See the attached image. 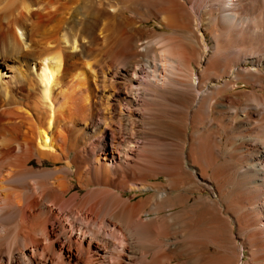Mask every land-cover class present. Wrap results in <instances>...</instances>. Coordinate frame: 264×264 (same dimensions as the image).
I'll list each match as a JSON object with an SVG mask.
<instances>
[{
	"label": "bare ground",
	"instance_id": "bare-ground-1",
	"mask_svg": "<svg viewBox=\"0 0 264 264\" xmlns=\"http://www.w3.org/2000/svg\"><path fill=\"white\" fill-rule=\"evenodd\" d=\"M215 1L219 33L192 0H0V264L264 263V0ZM251 2L259 9L247 13ZM146 8L167 30L127 13L147 20ZM190 14L208 56L179 37ZM160 107L178 115L162 113L168 130L158 122L156 136L146 125ZM188 125L211 145L201 183L241 201L235 252L201 226L175 238L166 216L152 223L157 208L188 199L176 192L191 176ZM223 142L232 150L219 152ZM220 154L230 173L215 168ZM160 173L165 182L150 179ZM123 188L152 191L131 201Z\"/></svg>",
	"mask_w": 264,
	"mask_h": 264
},
{
	"label": "rangeland",
	"instance_id": "rangeland-1",
	"mask_svg": "<svg viewBox=\"0 0 264 264\" xmlns=\"http://www.w3.org/2000/svg\"><path fill=\"white\" fill-rule=\"evenodd\" d=\"M193 2H194V4H196L197 6H195L194 4H193ZM216 2V4L214 5L213 3H215ZM260 2L261 1H258V3L260 4ZM192 5H194L197 9L195 10V8H194V10H195V15H196V13H199V14H201L202 13V9H204L205 7V9H204V14L207 16H205L203 13H202V18H204L205 19V21L207 22V26L209 27L208 29H209V32H211V33H219V31L221 32V29L222 28H220L221 26L219 25V23H217V18L215 17L216 16V12H218V10H220V9H218V8H216L217 6H218V4L219 3H217V1H215V0H192ZM257 2L255 3V2H251L250 4H251V6L252 5H254L255 4V6H254V8H246V12L247 13H250V12H255V11H257L259 8L257 7L259 4H258ZM257 4V5H256ZM261 4H262V2H261ZM263 5V4H262ZM214 7V8H213ZM219 8H220V6H218ZM198 8H200V9H198ZM217 10H216V9ZM261 9H264V5H263V7L261 8ZM197 10H198V12H197ZM199 10H201V11H199ZM130 11V12H129ZM143 11V10H142ZM146 11H147V13L149 14V17H148V19L147 20H145V15H142V13L140 14H138V13H134V11H131V10H128L127 11V13L132 17V18H134L135 20H137V22L140 24V25H142V26H144L145 28H147V29H156L158 32H163V31H165V30H167V28L165 27V26H163V25H161L160 23H159V18H157V16L154 14V13H151L150 11H148V8H146ZM145 10L143 11V13L144 12H146ZM138 14V15H137ZM146 14V13H145ZM192 14V13H191ZM190 14V16H192L191 18V22H190V29H189V31L188 32H185V33H183V34H181V36H179V37H181L182 38V40L186 43V44H188V45H191V46H193L195 49H196V51H197V53L199 52L201 55L202 54H205L206 56H208L209 54H210V50L208 51L203 45H202V43H200V41L197 39V30L196 29H194V28H196L195 27V21L193 20L194 19V15H191ZM215 14V15H214ZM141 15L143 16V17H141ZM203 15H204V17H203ZM198 18V17H197ZM208 18V19H207ZM215 18V19H214ZM211 19V20H210ZM214 19V20H213ZM214 22H213V21ZM194 21V22H193ZM216 21V22H215ZM209 22V23H208ZM211 22H213V23H211ZM161 25V26H160ZM163 26V27H162ZM220 29V30H219ZM219 30V31H218ZM196 31V32H195ZM232 34H230L229 35V41L228 42H230V41H232L233 40V38L234 37H230ZM231 38H232V40H231ZM209 40V41H208ZM207 46L209 45L210 47L212 46L211 45V43L213 42V39L211 40V38H210V36L208 37V35H207ZM212 41V42H211ZM213 44V43H212ZM233 43H231V45H232ZM196 46V47H195ZM203 46V47H202ZM198 47H199V49H198ZM225 52V51H224ZM228 52V51H227ZM226 53V52H225ZM225 53H224V57H226V59H228V57H227V55H225ZM229 54V53H228ZM205 56V57H206ZM229 56V55H228ZM194 67V71H195V74H194V76H193V81H195V82H197V68H196V66H193ZM238 84H240V83H238ZM227 102V103H226ZM226 104V105H225ZM225 104L223 105V109H225V110H227V114H230L231 112H232V104H231V102H228V101H225ZM231 106V107H229L228 108V106L229 105ZM228 105V106H227ZM227 107V108H226ZM161 108V107H160ZM157 109V108H156ZM155 109V110H156ZM176 109H178V108H176ZM175 108H174V110H172L169 114H168V112H164L165 110H163V108H161V110L160 109H157L156 111L157 112H155V110L154 109H152V113H150V115L152 116V119H151V122H155L157 119L156 118H158L159 120H157V122H155V123H148L146 126H148L147 127V129H149L151 132H152V130H153V132L156 134V136L158 135V132H160L159 133V135L162 133L161 131L162 130H160V128H158L157 127V125L159 126V127H161V125H162V129H167L168 130V126L166 125L167 123L164 121L167 117H168V119H166V121L168 122V121H170L169 119H171L172 120V118L174 117L173 116V114H175V115H178V113L176 112L177 110H176ZM229 109V110H228ZM153 110H154V114H153ZM162 111V112H161ZM148 112H150V111H148ZM175 112V113H174ZM156 113H158V114H156ZM162 113H164V116H161V114ZM177 113V114H176ZM163 115V114H162ZM173 117H172V116ZM205 115H206V117H211L210 115H207L206 113H205ZM205 115H203V116H205ZM150 116V117H151ZM162 118V120H161V118ZM163 117L165 118V119H163ZM172 117V118H171ZM155 118V119H154ZM155 120V121H154ZM161 121H163L164 122V124H161L162 122ZM172 121H174V120H172ZM222 122H221V126L222 127H224V126H226L227 125V122H228V120H221ZM159 122V123H158ZM156 123H158L157 125H156ZM152 125V126H150L149 127V125ZM160 124V125H159ZM163 125H166V128H164V126ZM219 125V122L217 123V126ZM194 126H192V125H188L187 126V128H186V132H187V136H186V139L188 138V141H187V143H190L189 144V152L191 153L189 156H192V157H188V155L186 156V158H189L190 159V161H188V163H189V168H190V172L191 173H189V174H191V176H190V178H189V176H188V181L183 185V187L184 188H182L181 186V188L179 189L178 187H177V189H176V192L178 191V193H180V194H182V195H184V196H186L188 199H187V201H186V203H185V206L183 205V204H181L180 202L177 204V200L175 201V202H173V204H174V207L172 206V205H169L168 206V204H165V205H162L161 207L163 208H157L158 210L159 209H161V210H159V211H157L156 212V208L155 209H153L152 208V213H151V208H149V206H147V205H145L143 208H142V217L143 218H146L145 216H147V218L145 219L146 221H147V219H149L155 212V216H153V217H155L154 219V221H152V223L153 222H155V223H160L161 221H159V220H164L165 221V216H166V221L165 222H167V223H169L170 225H172V226H174V232L173 233H175L174 235L171 233V235L172 236H176V234H178L180 237H191V236H189L190 234V232L194 229V227H198V228H200V226L202 227V229H203V234L205 235H203V237H221V242L223 243V244H225L228 248H230L231 249V251L232 252H235V248H237V245H239L240 243H239V241H240V237H241V235L240 234H237V233H241V230H240V228H241V221H243V220H238V221H240V224H238L235 220H233L234 218H233V215L231 214V211L233 210V208H234V206H236V204L238 203V202H240L241 203V201L239 200H237V197H236V195L234 194V193H232V195L230 194V193H226V192H224V193H221L220 195H218V194H216V193H211L210 191H209V189H207V187H205V185H203L201 182V179H202V177H203V175H205L206 173H208V171H210V167H209V159H210V154H209V150H210V148H211V145L210 144H208V141H206L205 140V142H203L202 140H200V139H198V137H199V134L201 135L203 132H202V130L200 131V133H199V130H200V128H196L195 127V129L193 128ZM201 127V126H200ZM159 129V130H158ZM155 130V131H154ZM221 129H220V126H219V131H218V133L220 134L221 133V131H220ZM226 130L227 131H230V127H229V123H228V128H226ZM156 131H158V132H156ZM164 131V133L166 132L165 130H163ZM198 133H197V132ZM232 132V131H231ZM164 133H162V134H164ZM197 136V137H196ZM199 140V141H198ZM186 143V144H187ZM206 143V144H205ZM197 145H199V146H197ZM177 146V147H176ZM202 147V149H201V147ZM206 148H205V147ZM219 146V147H218ZM216 147V146H215ZM220 149H218V148ZM217 147H216V149L217 150H219V152H221L222 153V151H221V149L222 150H225V149H227V150H232V145H230V144H228V143H219L218 145H217ZM191 148V149H190ZM204 148V149H203ZM208 148V149H207ZM230 148V149H229ZM179 149V150H178ZM181 147L180 146H178V144L177 145H175V150L177 151L176 152V156L177 155H179V156H181L182 157V152H181ZM193 149V150H192ZM195 149H196V154L197 155H195V154H193L194 152L193 151H195ZM200 149V151L198 152V150ZM203 150V151H202ZM178 151H180L179 153H178ZM198 152V153H197ZM208 154H207V153ZM199 153L202 155L203 153H206V155L205 154H203V157L202 156H200L199 155ZM189 154V153H188ZM193 154V155H192ZM196 156V157H195ZM200 157V159L198 160V158ZM198 157V158H197ZM219 157V158H218ZM194 158V159H193ZM206 158L207 160H204V159ZM209 158V159H208ZM200 160H201V163H200ZM193 161V162H192ZM207 161V162H206ZM216 161V162H215ZM228 161V160H227ZM225 161L224 162V159L222 158V155L220 154L219 156H217L216 158H214V166H215V168L217 169L218 168V171L221 173V171H227V172H229L230 170V166H231V163H230V161ZM191 162V163H190ZM222 162V163H221ZM227 162V163H226ZM35 164H34V166L35 167H39L40 166V164L39 163H37L36 161L34 162ZM46 163V164H45ZM203 163V164H202ZM48 164V165H47ZM217 164V165H216ZM235 164V163H234ZM43 165H47V166H49V165H54V164H51L49 161H45L44 163H43ZM207 165V166H206ZM200 166V167H199ZM222 166H224V167H222ZM199 167V168H198ZM202 168H205V169H203L202 170ZM207 168V169H206ZM219 168H221V169H219ZM201 169V170H200ZM224 169V170H223ZM235 169V168H234ZM221 170V171H220ZM200 171V174H201V171H203V173L204 174H201V176H200V174L198 173ZM231 171H232V169H231ZM230 171V172H231ZM206 172V173H205ZM229 172V173H230ZM228 173V174H229ZM194 174V175H193ZM192 175L193 176H195V177H192ZM165 176V177H164ZM151 180H153V181H159V180H161V181H166V175L165 174H163V173H160L157 177H151L150 178ZM190 179H192V180H190ZM197 179H199V180H197ZM194 181V182H193ZM199 181V182H198ZM200 185V186H199ZM232 184H231V182H229L228 183V189L230 190L231 189V186ZM203 186V187H202ZM77 187L78 186H75V189H77ZM163 188V186H161L160 188H159V190L160 189H162ZM199 188V189H198ZM127 189V188H126ZM121 189L120 191H121V193H122V195L126 198V197H129V199L131 200V201H137V200H139V199H141V198H144L146 195H148V194H150V192L152 191L151 189H145V190H141V189ZM197 189V190H196ZM133 190V191H132ZM139 190V191H138ZM83 191V190H82ZM123 191V192H122ZM187 191H189V192H187ZM203 191V192H202ZM194 192V193H193ZM185 193V194H184ZM226 193V194H225ZM208 195H211V197L214 199V201L213 202H210L209 200H208ZM218 195V196H217ZM227 195H229V196H227ZM144 196V197H143ZM189 196V197H188ZM205 196V197H204ZM207 197V198H206ZM219 197V198H218ZM224 199H226V200H224ZM218 200V202H216ZM222 202H221V201ZM198 202V203H197ZM200 204V205H199ZM232 204V205H231ZM192 205V206H191ZM212 205V206H211ZM227 205L229 206V208L227 207ZM234 205V206H233ZM171 206V207H170ZM189 206H191V207H189ZM231 206V207H230ZM148 207V208H147ZM165 207V208H164ZM169 207V208H168ZM187 207V208H186ZM225 207V208H224ZM228 208V210H225V209H227ZM143 209H145V210H143ZM171 209V210H170ZM178 209V210H177ZM168 210V211H167ZM146 211H148V212H146ZM155 211V212H154ZM175 211V212H174ZM220 211V212H219ZM146 212V213H145ZM172 212V213H171ZM240 212V211H239ZM158 213V214H157ZM164 213H165V215H164ZM241 214H242V211L240 212ZM157 214V215H156ZM159 214H161V215H159ZM168 214V215H167ZM179 214H180V216H179ZM190 214V215H189ZM209 214H211V215H209ZM241 214H237L238 215V217H241L242 216V218H239V219H243V214L241 215ZM145 215V216H144ZM176 215V216H175ZM229 215V216H228ZM231 215V216H230ZM156 216H157V218H156ZM174 216V217H173ZM184 218H183V217ZM179 217V218H178ZM161 218V219H160ZM177 218H178V220H177ZM194 218V219H193ZM228 218H230V219H228ZM170 219H171V221H170ZM224 219V220H223ZM145 220H143L144 222H145ZM150 220H153V218L151 219H149L148 221H150ZM168 220V221H167ZM174 220V221H173ZM180 220L182 221V222H180ZM188 220V221H187ZM230 220V221H229ZM159 221V222H158ZM175 221H177V222H175ZM233 221V222H232ZM151 222V221H150ZM189 222V223H188ZM191 223V224H190ZM119 225H120V227L122 226H125L122 222H120V223H118ZM176 224V225H175ZM179 224V225H178ZM209 224V225H208ZM153 225H154V223H153ZM181 226V227H180ZM119 227V226H118ZM129 228V227H128ZM126 229V230H130V229ZM176 228H178L177 230H176ZM183 228V229H182ZM190 228V229H189ZM193 228V229H192ZM214 228V229H213ZM239 228V229H238ZM181 229V230H180ZM179 230L181 231V232H179ZM177 231V232H176ZM183 231H184V233H183ZM189 231V232H188ZM207 232H209V233H207ZM129 234H130V231L128 232ZM183 235H182V234ZM213 233V234H212ZM133 233H131L129 236H126V237H130L131 235H132ZM177 235V237H175V238H180L179 236ZM186 235V236H185ZM239 235V236H238ZM143 237V235H139V237ZM172 236H170V237H172ZM132 237H136V235L134 234ZM138 237V236H137ZM144 237H147V235H145ZM148 237H150V236H148ZM151 237H153V238H156V237H154V236H151ZM157 237H162L161 235H159V236H157ZM192 237H194V236H192ZM202 237V236H201ZM231 238V239H230ZM235 238V239H234ZM230 241V242H229ZM236 241V242H235ZM239 243V244H238ZM233 246V247H232ZM248 251V248L245 246V247H243V252H244V256H243V259H247L248 258V256H249V253L247 252ZM235 254V253H234ZM262 260L263 259H260V264H264V263H262ZM264 262V261H263Z\"/></svg>",
	"mask_w": 264,
	"mask_h": 264
}]
</instances>
